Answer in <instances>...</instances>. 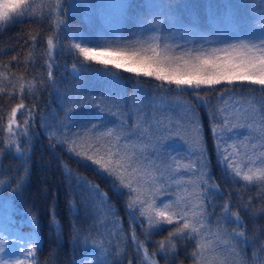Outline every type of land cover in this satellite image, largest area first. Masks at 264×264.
<instances>
[{
	"label": "trees",
	"instance_id": "obj_1",
	"mask_svg": "<svg viewBox=\"0 0 264 264\" xmlns=\"http://www.w3.org/2000/svg\"><path fill=\"white\" fill-rule=\"evenodd\" d=\"M175 1L179 2V0ZM32 2L36 9V19L25 17L21 21L0 26V89H2L0 90V117H3L4 125L0 139L8 136L7 117L22 96L26 108L34 106L36 112L34 124L30 129L34 136L30 141L32 147L30 159L26 157L27 163L19 157L15 149L20 147L21 152H24L29 148V137H21L11 151L8 150L6 141L0 146V187L7 188L6 191L0 192V218L5 213L4 205L8 204L13 215L23 220L27 228L36 233L34 247L39 248L37 253L39 264H77L76 261L81 255L94 250L100 256L102 249L108 253L107 264H129V261L131 264H138V260L143 258V250H140L138 254L131 242L133 228L140 240L144 241L148 253H156V264H193L190 253L194 250V241L174 239L175 250L170 249L166 258L165 253L159 252L158 245L161 241L167 242L169 231L175 228V224L160 225L158 230H154L152 235L145 238L142 233L147 229V222L140 216L139 205L137 204L133 212L138 223L134 222V218L126 209V202L131 200L135 193L130 194L127 188L120 187L118 184L119 191L114 190L113 179L108 173L100 170L98 165L86 158L89 156L93 159L101 158L97 134L104 130L102 122L108 118L115 125L124 121L128 124L129 130L139 137L138 131L133 127L134 113L131 105L141 102L149 122H152L153 117L156 119L171 117L172 125L170 126L172 127L179 122L180 108L186 109L184 116H191V110H195L206 141L207 150L203 159L210 164L211 175L221 190V195L216 193L211 198L214 208L208 209L212 213L208 223L213 229L216 228L223 205L228 202L231 210L239 213L246 229V240H242L236 251L242 249L241 255L247 264H264V211H262L264 198L261 197L260 186L253 183L245 187L247 182L240 178H236L237 183H232L226 168L218 162L216 141L211 131L209 115L210 111L216 112V123H218L223 115L226 116V111L231 114L234 109L239 108L240 106L234 107L239 102L240 105L247 104L249 100L256 99L261 101L260 104L264 103V96L259 91H250L258 89L259 86L236 83L230 86H219L217 89H227L223 93L212 92L210 89L181 92L154 78L137 76L109 65L85 62L82 57H80L82 63L76 64V71H73V57L66 52L61 55L56 48L53 49L52 55L58 67L52 69L53 75L49 79L47 38L53 31L58 30L54 18L39 19L41 10L44 14L48 13V2L44 0H32ZM69 4V0H64V15H60V19L67 26V34L72 19ZM52 16L55 17L56 14L52 13ZM64 25L60 27L64 28ZM63 42L70 44V40L67 39ZM106 76L114 81L117 95L113 96L112 100L119 104V109H112L107 112V116H104L96 113L98 110L91 106L92 113H88V116H84L82 110H77L74 119L67 121L76 139L82 141V147L89 148V152L84 153L87 155L79 151L74 153L73 150H69V147L59 142L54 147L50 146L51 142L57 138H50L47 135L48 129L41 126V117L46 119L51 116V113L63 116V108L73 107L85 94L88 98L84 99H89L90 96L100 97L105 88L101 78ZM53 81L55 86H52ZM29 83L36 85L31 93ZM42 83L43 87H40ZM161 84L164 89L176 90L165 92L158 87ZM234 88L235 92L232 91ZM197 91L202 94L207 93L203 99L208 107L203 106L193 94ZM102 95L107 96L108 93ZM176 101H179L177 104L179 106L172 107ZM24 111L25 109L19 110L16 117L17 126L21 128L22 121L26 118L21 115ZM113 111H118L119 114L113 115ZM125 116H127L126 121ZM177 116H179L178 119ZM93 125L97 128L94 129ZM220 125L222 128L226 127L221 119ZM119 126L120 124L118 128ZM86 132L93 137L81 134ZM160 144L163 148L159 150L158 155H152L150 161L156 160L161 163L163 159L169 163L170 156L163 140ZM29 168L30 177L27 179V185L21 189L18 182L24 178L25 169ZM156 174L159 175L158 172ZM137 180L141 181L137 178L133 182L136 183ZM175 184L176 181L171 185ZM148 185L152 184L145 186L148 188ZM91 186H98L99 192L107 195L108 205L113 208V212H118V215L113 216L104 209L103 205H100L99 196L91 189ZM133 186H137V183ZM178 189L172 188L170 191L176 192ZM13 190H16L15 196ZM70 204H72L71 210ZM157 204L159 205L158 202ZM53 208L58 221L55 226L51 218ZM33 223L36 224L35 229ZM221 223H224L229 232L236 227V224L232 222L221 220ZM234 243L235 241L218 246V254L222 258H228L232 264H236L239 260L232 250ZM101 259L104 257L101 256Z\"/></svg>",
	"mask_w": 264,
	"mask_h": 264
},
{
	"label": "snow or ice",
	"instance_id": "obj_2",
	"mask_svg": "<svg viewBox=\"0 0 264 264\" xmlns=\"http://www.w3.org/2000/svg\"><path fill=\"white\" fill-rule=\"evenodd\" d=\"M175 0H167L168 6L174 3ZM261 5H264V0H259ZM126 5L119 4L115 7L123 8ZM48 13L44 14L41 10L39 19H52L56 21V29L47 38V74L51 79L54 67L58 65L54 62L52 55L53 49L62 55L65 52L73 57V71H76L75 65L82 63L83 61L96 62L103 65H112L116 69H123L126 72L134 73L137 76L151 77L157 81L166 82L168 85H175L176 89H210L212 92L223 93L227 89H217L216 85L226 84L234 85L237 82L239 84L258 85V89H251L250 91H259L264 96V35L258 37L259 43L241 40L239 43H228V35L225 30L217 25L214 18L209 17V22L214 26L212 32H201L195 28H188L181 32L172 30L162 33V25L168 21L170 24H174L173 17L168 16H153L146 21L150 31L147 35L144 34L141 25L139 31H135L130 37H123L119 34H114L112 38L101 37L98 40L89 41L83 36L73 34L69 36L67 34V26L64 25V21L60 19V15H64L63 5L61 0H56L55 4L49 3L47 5ZM53 12L59 14L55 17L52 16ZM28 17L30 19H36V9L32 0H0V26L7 25L9 22L21 21L23 18ZM64 25V28L60 26ZM264 29V11L261 13V23L259 25ZM182 37L183 43H180L176 37ZM72 40L70 44H65L64 40ZM54 40L56 43L54 44ZM223 45V46H221ZM52 86H55V81L52 82ZM29 92L36 87L35 84L29 83ZM43 87V83L40 85ZM163 91H175L176 89H164L163 84L159 85ZM2 90V89H0ZM233 92L236 89H232ZM194 95L201 101V104L208 107L207 102L203 99L207 93L194 92ZM24 97L20 98V102L16 107L10 110L7 117L8 123L6 125L8 136L0 139V146L7 142V148L9 151L16 146L21 137H29V148L21 152L20 147H16V153L19 157L27 163V159H30V151L32 144L30 143L34 133L30 132L31 127L34 124L36 112L33 107H27L23 103ZM115 109H119V104L116 101L112 102ZM251 105V101H249ZM134 113V125L133 127L138 131L139 142H133L130 145H125L126 151L119 155V159L113 160L111 156L109 159L103 158L93 159L92 157H86L91 159L92 162L99 166L100 170L108 173L113 179L114 190H119L117 184L120 187L127 188L130 194L135 193V196L126 202V209L130 212H134L137 204L140 207V216L144 217L147 222V229L143 231L145 238L152 235L154 230H158L160 225H172L175 224V228L169 231L167 242L161 241L158 245L160 253H165L167 258V252L175 250L174 239L182 241H194V250L190 253L193 258V264H232L228 258H222L218 254V246L223 243H232L233 252L239 260L236 264H247L246 260L241 255L242 249L236 251L242 240H246V229L241 220L238 212L231 210L230 204L226 202L223 205L220 218L217 220L216 228L213 229L208 223L209 216L212 215L208 211L210 207L214 208L211 203V198L219 192V186L214 182V178L211 175L210 164L204 162V153L206 152V141L203 136V128L199 121L195 110H191L192 114L188 119L187 124H180L177 127H172L171 117H165L164 119L152 118V122L148 121L147 114L143 111L144 105L140 104L131 105ZM21 109H25L21 113L23 117V127L17 126V112ZM72 110V106H68V113ZM156 111L157 109H153ZM118 111H113V115H118ZM211 117V131L214 136L220 131V126L216 123V112H209ZM233 119L228 120L225 117V121L228 126L234 128H245L249 135L245 137L244 141H241V146L248 147L247 141L256 140L257 143H253L251 147L253 149H264V103L257 109L254 106L244 107L243 104L239 108H236L232 113ZM44 117H41L42 124L44 126ZM127 116H125V121ZM3 117H0V133L4 131V125L2 123ZM14 126L16 130L14 131ZM61 127L65 129V136L61 140H53L50 146H55L57 142L65 143L69 142L68 132L71 130L67 128L66 124H61ZM93 128H97L93 125ZM126 130V124L121 122V133ZM181 133H191L190 149L193 152H198L199 156L197 160H190L188 164L182 167L192 172V191L189 192L185 188L182 192L177 191L174 193V199H170L168 202H161L158 205L156 202V196L161 193L162 189H165V184L170 180L168 175L169 171L173 169V164L179 169L181 164L172 158V163L161 159L159 165L153 164L154 172L143 171L141 173V179L144 177H150V181L145 180V183H151L153 188L150 190L147 187L140 185V181L137 180V186H133L131 178L137 174L138 169L131 167L133 155L136 152L141 154L151 149L159 152L158 145L162 140L167 139L173 135H180ZM108 136H112L111 129L105 133ZM127 135H132L128 132ZM51 138L52 133L49 132ZM120 139L119 136L116 137ZM72 143L75 142L74 135L71 139ZM218 162H225V168L232 183H237L236 178L247 182L248 184L257 183L260 186L261 197L264 198V150H261L253 155L248 156V163L243 164L242 161L236 162V157L239 155L235 152V145H233V152L228 154L227 151L220 153L221 144H217ZM71 151V149H69ZM131 153V154H129ZM80 155L79 153H77ZM27 157V159H26ZM255 157V158H253ZM85 158V157H82ZM257 160L259 164H257ZM199 161V164L197 163ZM138 162V161H137ZM131 167V173L128 169ZM245 168L247 169L245 171ZM158 172L159 175L155 173ZM30 177V168L25 169L24 178L18 182L19 187L22 189L27 185V179ZM177 184L180 181H176ZM203 186V190H201ZM168 187L171 184L168 183ZM100 200V205L104 206V209L113 216L118 215V212H113V208L108 205V198L103 193L99 192L97 186H91ZM6 187H0V192L6 191ZM167 194V192H165ZM13 195H16V190H13ZM207 201V203H206ZM70 210L72 204L69 205ZM248 207V206H246ZM264 211V209H262ZM53 226L58 224L55 218V209L53 208L51 213ZM232 222L236 224V227L231 232L228 231L224 223ZM144 221H141L143 225ZM33 228H36V224L33 223ZM122 230V228H121ZM131 242L137 253L143 250V258L138 260V264H156V253H148L144 241L135 233V228L132 230ZM6 238L0 236V264H23L19 258L5 259ZM30 243L35 244L33 239ZM39 248L35 247H23V253L26 256L31 257L29 264H39L37 253ZM108 253L106 250L101 251L100 256H93L91 259L88 256H83L79 264H107ZM55 256V253H53ZM101 256L104 259H101ZM131 264V261H129Z\"/></svg>",
	"mask_w": 264,
	"mask_h": 264
},
{
	"label": "rangeland",
	"instance_id": "obj_3",
	"mask_svg": "<svg viewBox=\"0 0 264 264\" xmlns=\"http://www.w3.org/2000/svg\"><path fill=\"white\" fill-rule=\"evenodd\" d=\"M44 1H47L48 4L56 3V0ZM69 1V12L72 15V19L69 23L70 28L68 35L72 36L73 34H76L78 36H83L86 40L89 41L98 40L101 37L112 38L114 34H119L123 37H130L133 32L140 30L141 25L144 26V34L147 35L152 30L148 28L146 21L157 15L175 18L174 24H170L168 21H166L165 24L162 25V33L168 32L170 34L172 30L181 32L188 28H195L201 32H212L215 29L214 26L209 22V17L211 15V17L216 20L217 25L227 32L228 43H239L241 40L246 42L251 40L252 42L259 43L258 37L264 35V29L259 26L261 23V13L262 11H264V5H261L259 0H179V2L175 1L170 6H168L167 0ZM61 3L63 5L64 0H61ZM119 4H124L126 6L123 8L115 7V5ZM53 13L56 15L59 14L58 12ZM176 39L179 40L180 43L184 42V39L182 37L177 36ZM71 42L73 41L70 40V43ZM108 77L109 76L101 78V83L105 85V88L103 89L104 91H102L101 93H108L107 96L103 95V97L96 98L90 96L89 99H84L88 98L87 94H85L78 100L79 103L76 102L75 105H73L71 112L67 115V118H64V114L66 115V113L68 112L67 108H63V116L51 113V116H48L44 121L45 129H48L46 131L47 135L49 136V132H51V137L59 138L62 140L65 136V129L61 127V124H69V122L67 121H72L74 119L76 115L75 112L77 110H82L83 115L88 116V113H92L91 106L96 108V106L101 105L96 113H101L102 115L107 116V107L114 108L112 97L117 95V90L115 89L113 84L114 81L112 78L109 79ZM158 82L161 83V81ZM221 85H216L215 87L218 88ZM172 86L174 87L175 85ZM202 89L204 90L206 88H201L199 90ZM179 90L185 92L194 91L196 89ZM249 101H251V105L249 104ZM249 101L247 104H243V106H254L258 109L261 105V101H258L256 99H252ZM107 103L110 106L106 105ZM238 106H241L240 102L237 104V106L234 107ZM180 109V114L184 115L186 109ZM87 110L89 111L87 112ZM187 113L189 112L187 111ZM232 113L230 114L228 113V111H226L225 117H227L228 120H232ZM225 117L223 115V117H221L220 119L226 127L222 128V125H220V119L217 123L220 126V131H218L217 135L215 136L216 145L218 143L222 145L219 150L220 153H224L225 151H227L228 154H231L233 152L232 146L235 145V152L239 154L236 157V162L242 161L243 166V164L248 163L249 155H253L254 153H257L264 149H260L259 147L253 149L251 147L253 143H257L256 140H249L247 141L248 147H242L241 141H244L245 137L249 135L247 129L228 126L225 121ZM185 118L186 116H182V120H184V123L182 120H180L179 125L187 124L188 119ZM102 123L104 130L98 132L97 142L100 146L99 151H101V158H103L104 160L109 159L110 156L113 160L119 159L120 154L129 151L125 148L126 144L130 145L133 142H139L140 138L138 137V135L129 130L128 124H126V130L122 134L121 123H119V128V124L115 125L114 123H111L109 118L107 120H103ZM177 126L178 125H175L174 127ZM228 127H230V129H227ZM67 128L71 130V127L69 125H67ZM108 129L112 130V136H108L105 134ZM128 132H131L132 135H127ZM87 133L89 132L81 134L89 135L90 138L93 137V135ZM73 135V131L68 132L69 142L59 143L69 147L71 151L73 150L72 152L74 153L78 151L82 154L89 152V148L87 147L86 149H84V147H82V141L80 139H76L75 135V142H70L73 138ZM117 136L120 137L119 140H117ZM163 142L165 143L168 154L170 156L169 163H172V158L175 157L176 160L181 164V167L179 169H177L176 165L173 164V169L168 173V175H170L171 177L168 183L172 184L174 181H177L179 179L178 181H180V183L171 185V187L174 188V190L179 188L178 191L181 192L185 188H187L188 191L191 192L193 185L191 183H188V181L192 178V172L182 167L183 165L188 164L190 160H197L199 156L198 152H193L189 147V145L191 144V133H181L180 135H173L163 140ZM158 148L159 150L163 148L160 143L158 145ZM158 154L159 152L157 153L156 151L151 149L147 150L143 154L136 152V154L133 155L131 167L142 163L143 168L139 169L138 166L135 167L138 169L137 174L133 177L126 176V179L131 178L133 182V180L139 178L141 180L140 183H142L141 185L143 187H146V184H151L145 183V180L150 181L151 178L144 177L143 179H141V173L143 171H155V169L152 167L153 163L150 161V158L152 157V155ZM197 163L199 164V161H197ZM220 163H222L225 167V162L221 160ZM257 164H259L258 160ZM131 167L128 169L129 173H131ZM246 170L247 169L245 168V171ZM168 183L165 184V189H162L161 193L156 196V202H158L159 205L161 204V202H168L170 199L175 198L174 193H176L177 191L171 192L170 189L172 188L168 187ZM133 184L136 183L133 182ZM152 187L153 185H148V188L150 190ZM165 191L167 192V195L164 194ZM218 194H221L220 188ZM161 198H163V200H161ZM7 217L8 218L6 220L0 221V236L6 238L4 248V253L6 254L5 259L19 258L23 262V264H29V262L31 261V257L26 256V254L23 253V247H33V243H30V241L34 239V235L28 233L24 229V224L16 222L9 214L7 215ZM85 256H88L91 259L93 256H98V254H96L94 250H91V252L87 253V255Z\"/></svg>",
	"mask_w": 264,
	"mask_h": 264
}]
</instances>
